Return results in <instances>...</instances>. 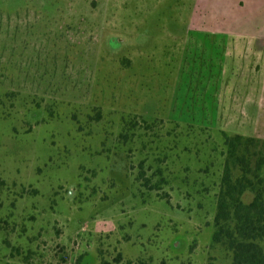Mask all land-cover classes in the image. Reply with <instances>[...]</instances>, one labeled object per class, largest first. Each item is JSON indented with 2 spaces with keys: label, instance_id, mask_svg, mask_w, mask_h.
Instances as JSON below:
<instances>
[{
  "label": "rangeland",
  "instance_id": "374dc122",
  "mask_svg": "<svg viewBox=\"0 0 264 264\" xmlns=\"http://www.w3.org/2000/svg\"><path fill=\"white\" fill-rule=\"evenodd\" d=\"M193 1L0 0V264H230L224 133L264 139V39L198 36Z\"/></svg>",
  "mask_w": 264,
  "mask_h": 264
},
{
  "label": "trees",
  "instance_id": "16d2710c",
  "mask_svg": "<svg viewBox=\"0 0 264 264\" xmlns=\"http://www.w3.org/2000/svg\"><path fill=\"white\" fill-rule=\"evenodd\" d=\"M101 117L97 112L95 119ZM119 137L128 140L126 132ZM224 144L227 151L212 242L230 251V264H264V139L224 133ZM136 180L147 189L156 188L143 168ZM246 192L252 194L250 201L243 198Z\"/></svg>",
  "mask_w": 264,
  "mask_h": 264
},
{
  "label": "crops",
  "instance_id": "0c3cea01",
  "mask_svg": "<svg viewBox=\"0 0 264 264\" xmlns=\"http://www.w3.org/2000/svg\"><path fill=\"white\" fill-rule=\"evenodd\" d=\"M188 30L258 42L264 39V0H194Z\"/></svg>",
  "mask_w": 264,
  "mask_h": 264
}]
</instances>
